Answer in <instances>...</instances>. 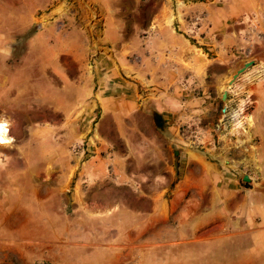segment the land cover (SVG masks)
<instances>
[{
	"label": "crops",
	"instance_id": "1",
	"mask_svg": "<svg viewBox=\"0 0 264 264\" xmlns=\"http://www.w3.org/2000/svg\"><path fill=\"white\" fill-rule=\"evenodd\" d=\"M227 1L231 10L208 16L205 38L222 37L228 47L223 53L230 57L215 53L219 60L211 66L221 76H233L244 67L231 63L233 52L246 50L253 56L242 65H252L220 94L221 100L226 93V115L220 125L198 128L201 145L194 148L182 141L170 111L136 109L138 91L126 96L110 86L105 93L113 79L115 87H128L121 74L130 73L131 88L155 84L158 72L149 77L125 56L118 58V50L135 53L137 63L157 43L162 53L191 52L187 39L171 29L176 16L167 10L141 12L136 16L141 21H130L129 40L124 32L96 33L93 24L87 26V10L79 27L72 18L67 29L58 22L46 26L25 52L35 50L41 58L34 81L21 59L19 66L10 64L12 49L5 41L33 24L42 7L50 6L45 17L56 18L67 6L58 0H0V121L10 137L9 144L0 145V222L21 209L24 194L48 197L60 191L59 186L46 190L47 183H70L72 198L81 203L76 210L113 213L123 206L128 215L145 219L154 247L226 246L228 264H264V15L259 13L264 0ZM144 22L146 30L139 25ZM198 65L205 66L200 57ZM15 67L24 72L12 78L8 74ZM218 77L212 81L216 87ZM208 97L198 98V121L217 105L216 95ZM1 223L0 264H11V247L22 248L23 257L28 247H41L24 229H8L19 240L6 238Z\"/></svg>",
	"mask_w": 264,
	"mask_h": 264
},
{
	"label": "rangeland",
	"instance_id": "2",
	"mask_svg": "<svg viewBox=\"0 0 264 264\" xmlns=\"http://www.w3.org/2000/svg\"><path fill=\"white\" fill-rule=\"evenodd\" d=\"M31 1L38 4L43 3V0ZM63 1L67 7L64 10L59 9L56 14L57 19L45 17L43 14L50 9V6L42 7L35 13L33 24L24 32L13 36L11 40L5 41L6 45L12 49L10 64L19 66L18 61L21 59L25 64L23 68L24 66L31 67L29 69L32 73L30 78L35 81L38 78L37 64L41 58L35 50L34 53L26 56L28 41L38 30L55 22L67 29L70 27L69 20L72 18L75 27H79L82 23L79 19L82 11L87 10L86 17L89 19L87 26L93 24L96 33L110 32L113 36H118V32H124L126 39L128 37L129 40L130 21H141L140 17L136 18L141 12L146 14L152 10V13L158 14L162 10H167L176 16L170 24L171 29L187 39L191 44V52L187 51L186 54L180 53L177 56L175 52L170 54L168 50L162 53L157 43L158 47L154 46L152 50H146L145 54L139 55L141 61L137 63L135 53L120 54L118 50L116 51L118 58L125 56L129 65L132 64L131 67L136 68L139 65V68L148 73L149 77L150 75L153 77L158 72L154 78L155 84L151 86L139 84L131 88L134 79L130 73L121 74L122 79L129 84L128 87H123V85L121 88L115 87L117 82L113 79V82L108 81L105 93H109L111 88L126 96H132L135 91H138L136 109L144 107L143 109L148 111L157 108L170 111L168 115L174 116L172 121L180 125L182 134H184L182 141L194 148L201 145L198 144V135H201L198 128L205 129L210 125L215 127L222 123V119L219 120V118L226 115V111L221 112L225 108L223 106L226 100L223 102L219 97L222 92H227L232 88L227 86L232 76H221V71L215 72L212 64L219 60L215 53L221 58L229 59L230 56L227 57V53H223L228 47L222 43V37L216 35L205 38V36L209 29L208 16H217V14L231 10L227 0H58V3ZM56 3L55 1L54 4ZM10 7L5 6L8 8L7 11L17 12ZM259 13L264 15V6L259 9ZM228 24L233 26L232 21H228ZM139 25L147 29L146 22L139 23ZM255 25L258 30L263 31L259 22ZM262 26L264 27V23ZM140 34L144 32L140 31ZM210 44H214L216 48L209 50ZM233 53L231 63L242 67L244 66L243 61L247 60L250 55L253 56L248 50ZM198 57L203 59L205 66L198 65ZM25 58L27 61H23ZM63 59L67 62V58ZM90 62L94 64L91 59ZM15 68L18 71L13 69L8 74L12 78H15L19 72L21 74L24 72V70L20 71V67ZM158 68L160 72L156 70ZM216 76H219L220 82L217 87L212 83ZM240 77L241 75L238 79ZM199 78L202 80L200 84H198ZM213 95L217 96V105L213 110H207L206 116L198 121V98L209 96L206 99L209 101ZM93 111L97 110L94 108ZM2 123L7 127L9 137L7 124ZM72 185L70 183H47L46 190L54 191L59 186L58 191L60 192L43 198H36L26 193L19 200L21 209L2 216V223H0L3 224L2 228L5 231L2 234L6 238L19 240L18 234L8 229L20 228L32 234L29 235V241L32 240L36 245L41 246L28 247L25 257L18 254L23 253L22 248L17 252L11 247L8 251L11 254V264H228L225 260L229 248L226 246L213 248L190 244L154 247L145 229V219L128 215L123 206L116 208L113 213L110 210H76L75 208L80 207L81 203L72 198ZM21 257L24 259L22 260Z\"/></svg>",
	"mask_w": 264,
	"mask_h": 264
},
{
	"label": "water",
	"instance_id": "3",
	"mask_svg": "<svg viewBox=\"0 0 264 264\" xmlns=\"http://www.w3.org/2000/svg\"><path fill=\"white\" fill-rule=\"evenodd\" d=\"M252 65V62H248V63H246L245 65H244V67L243 68H241V69H239L232 77H231V79L229 80V82H228V86L230 87V86H232L233 85V83L236 81V79L244 72V70L246 69V68H248V67H250ZM221 100L224 102L225 100H226V93H224L223 95H222V98H221ZM226 111V109L224 108V109H222V112L224 113ZM246 179V178H245Z\"/></svg>",
	"mask_w": 264,
	"mask_h": 264
},
{
	"label": "bare ground",
	"instance_id": "4",
	"mask_svg": "<svg viewBox=\"0 0 264 264\" xmlns=\"http://www.w3.org/2000/svg\"><path fill=\"white\" fill-rule=\"evenodd\" d=\"M234 84V83H233ZM10 139L7 135V127L0 121V145L9 144Z\"/></svg>",
	"mask_w": 264,
	"mask_h": 264
}]
</instances>
